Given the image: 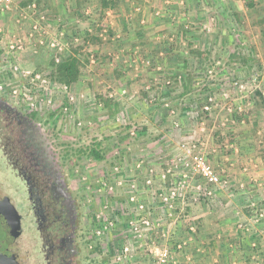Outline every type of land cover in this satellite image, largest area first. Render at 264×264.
<instances>
[{
	"label": "rangeland",
	"instance_id": "374dc122",
	"mask_svg": "<svg viewBox=\"0 0 264 264\" xmlns=\"http://www.w3.org/2000/svg\"><path fill=\"white\" fill-rule=\"evenodd\" d=\"M116 31L126 36L110 39ZM69 56L80 75L66 86L53 72ZM0 92L55 132L85 203L87 264H158L163 249L166 264H186L185 241L163 225L180 223L186 199L207 203L195 192L192 146L224 188L264 178V0L0 4ZM91 148L103 159L90 157ZM183 180L169 216L159 194ZM132 195L154 223L141 236L129 228ZM110 218L113 229L96 238ZM182 221L193 235V220Z\"/></svg>",
	"mask_w": 264,
	"mask_h": 264
},
{
	"label": "flooded vegetation",
	"instance_id": "af4514ba",
	"mask_svg": "<svg viewBox=\"0 0 264 264\" xmlns=\"http://www.w3.org/2000/svg\"><path fill=\"white\" fill-rule=\"evenodd\" d=\"M35 114L0 92V264H87L85 203Z\"/></svg>",
	"mask_w": 264,
	"mask_h": 264
},
{
	"label": "crops",
	"instance_id": "0c3cea01",
	"mask_svg": "<svg viewBox=\"0 0 264 264\" xmlns=\"http://www.w3.org/2000/svg\"><path fill=\"white\" fill-rule=\"evenodd\" d=\"M122 26L126 29L127 24ZM124 36L116 31L110 39ZM228 187H213L202 208L195 205L198 201L190 203L191 198L186 199L181 214L196 225L193 235L189 234L183 217L178 225H163L167 235L185 241L182 258L186 264H264V217H257L258 212L264 211V178H234Z\"/></svg>",
	"mask_w": 264,
	"mask_h": 264
},
{
	"label": "built area",
	"instance_id": "2783aa9c",
	"mask_svg": "<svg viewBox=\"0 0 264 264\" xmlns=\"http://www.w3.org/2000/svg\"><path fill=\"white\" fill-rule=\"evenodd\" d=\"M12 0H0V4H2V7L5 9L10 8ZM37 27H34L36 29ZM51 47H56L55 43H51ZM61 49V48H57ZM38 78V76H36ZM66 88V87H65ZM211 100V99H210ZM205 110H208V107L204 108ZM134 134V133H132ZM196 147L193 145L191 148V153L193 154L192 159V169L196 173V175L199 178V182L196 184L195 192L197 196H206L211 193V190L213 187H217L220 185H225V180H221V176L218 174V172L215 170L214 166L208 161L206 155L203 153H198L195 149ZM182 177L186 180L187 176L184 174ZM184 180L179 181L177 185L176 183H173V187H170L167 191L162 192L159 194V200L164 205L166 209H168L169 216H171V208L173 207L174 202L179 198L182 194L180 190H185ZM147 185L150 187L151 181H147ZM184 194V193H183ZM182 197V195H181ZM129 203L132 204L134 215L132 217V220L129 221V228L131 230V233L134 235L141 236L142 233L148 232L151 229H154V223L152 222L151 217H149L150 212L146 209L144 203L140 202L135 195H132L128 198ZM257 217L259 219H263L264 217V211H260L257 213ZM114 227V220L112 218L108 219L107 221H104L98 229L95 230L94 234L96 238H100L101 235H103L106 231H111ZM193 230V228H191ZM184 245V243H183ZM178 249L182 248V245H177ZM128 248H125L124 252H127ZM171 256L170 252L167 249L161 250L157 256L156 260L158 264H166L169 262Z\"/></svg>",
	"mask_w": 264,
	"mask_h": 264
},
{
	"label": "trees",
	"instance_id": "16d2710c",
	"mask_svg": "<svg viewBox=\"0 0 264 264\" xmlns=\"http://www.w3.org/2000/svg\"><path fill=\"white\" fill-rule=\"evenodd\" d=\"M116 0H100V6L103 9L111 8L115 6ZM79 61L74 56H69L64 59L61 63L55 66V71L53 72L54 78H56L60 83L69 86L79 79ZM36 115V114H35ZM90 157L96 160L103 159L101 151L98 149H89L88 152Z\"/></svg>",
	"mask_w": 264,
	"mask_h": 264
}]
</instances>
